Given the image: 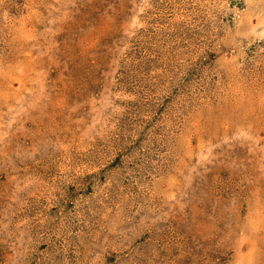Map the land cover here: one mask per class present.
I'll return each mask as SVG.
<instances>
[{"label": "rangeland", "instance_id": "1", "mask_svg": "<svg viewBox=\"0 0 264 264\" xmlns=\"http://www.w3.org/2000/svg\"><path fill=\"white\" fill-rule=\"evenodd\" d=\"M0 264H264V0H0Z\"/></svg>", "mask_w": 264, "mask_h": 264}]
</instances>
